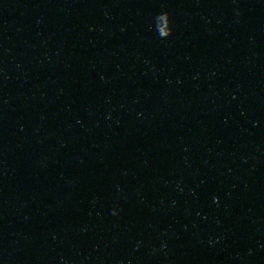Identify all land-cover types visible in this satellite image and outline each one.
Instances as JSON below:
<instances>
[{
  "label": "water",
  "instance_id": "95a60500",
  "mask_svg": "<svg viewBox=\"0 0 264 264\" xmlns=\"http://www.w3.org/2000/svg\"><path fill=\"white\" fill-rule=\"evenodd\" d=\"M0 264H264V0H0Z\"/></svg>",
  "mask_w": 264,
  "mask_h": 264
}]
</instances>
